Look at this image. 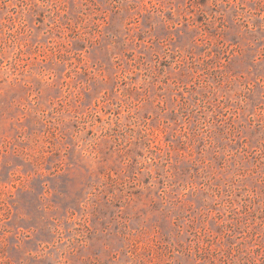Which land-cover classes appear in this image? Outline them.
<instances>
[{"label": "rangeland", "instance_id": "374dc122", "mask_svg": "<svg viewBox=\"0 0 264 264\" xmlns=\"http://www.w3.org/2000/svg\"><path fill=\"white\" fill-rule=\"evenodd\" d=\"M0 264H264V0H0Z\"/></svg>", "mask_w": 264, "mask_h": 264}]
</instances>
